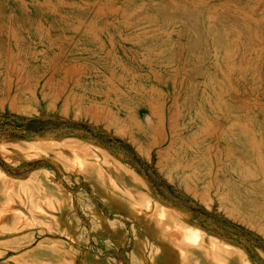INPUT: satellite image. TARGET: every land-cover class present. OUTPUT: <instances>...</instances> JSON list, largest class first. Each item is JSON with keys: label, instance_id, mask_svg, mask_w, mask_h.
<instances>
[{"label": "rangeland", "instance_id": "rangeland-1", "mask_svg": "<svg viewBox=\"0 0 264 264\" xmlns=\"http://www.w3.org/2000/svg\"><path fill=\"white\" fill-rule=\"evenodd\" d=\"M0 169V264H264V0H0Z\"/></svg>", "mask_w": 264, "mask_h": 264}, {"label": "bare ground", "instance_id": "bare-ground-1", "mask_svg": "<svg viewBox=\"0 0 264 264\" xmlns=\"http://www.w3.org/2000/svg\"><path fill=\"white\" fill-rule=\"evenodd\" d=\"M51 141H53L52 139H51ZM33 150V149H32ZM36 150V149H35ZM37 156V155H36ZM111 164V163H110ZM100 165V164H99ZM0 171L1 172H3V170L2 169H0ZM2 174V173H1ZM117 181V180H116ZM117 185V184H116ZM146 203H147V200H146ZM136 207H138L137 205H136Z\"/></svg>", "mask_w": 264, "mask_h": 264}, {"label": "trees", "instance_id": "trees-1", "mask_svg": "<svg viewBox=\"0 0 264 264\" xmlns=\"http://www.w3.org/2000/svg\"><path fill=\"white\" fill-rule=\"evenodd\" d=\"M10 133H14V132H10Z\"/></svg>", "mask_w": 264, "mask_h": 264}]
</instances>
